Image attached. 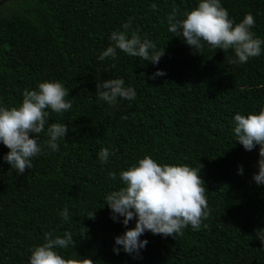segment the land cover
<instances>
[{
	"label": "trees",
	"instance_id": "obj_1",
	"mask_svg": "<svg viewBox=\"0 0 264 264\" xmlns=\"http://www.w3.org/2000/svg\"><path fill=\"white\" fill-rule=\"evenodd\" d=\"M198 3L0 0V106L19 107L24 90H37L44 81L62 83L72 102L67 112L49 110L45 129L64 123L69 131L57 142L58 151L44 144L46 131L40 134L42 152L32 158V169L12 170L3 160L9 149L0 143V264H29L46 232H71L76 247L60 254L90 257L95 264H264V244L256 235L264 229V185L253 180L259 145L246 151L233 132L237 112L264 108V45L259 57L243 64L232 63L234 50L207 44L193 54L168 31L167 17L176 9L184 19ZM221 4L235 23L252 14L251 30L264 40V0ZM129 22V36L136 32L157 50L164 48L158 64L119 49L115 60L98 59L112 43L110 34ZM157 70L165 75L150 79ZM111 78H122L136 98H118L115 106L99 100L97 83ZM103 148L113 153L104 164L98 156ZM146 155L161 165L201 167L208 227L189 226L177 238L146 232L140 239L149 243L139 256L122 247L115 254L114 238L126 228L110 218L105 197L124 186L119 173ZM66 207L67 222L60 215ZM91 212L95 218H86ZM133 227L135 220L127 225Z\"/></svg>",
	"mask_w": 264,
	"mask_h": 264
},
{
	"label": "clouds",
	"instance_id": "obj_2",
	"mask_svg": "<svg viewBox=\"0 0 264 264\" xmlns=\"http://www.w3.org/2000/svg\"><path fill=\"white\" fill-rule=\"evenodd\" d=\"M156 7L152 5L153 10ZM184 16L186 18L178 19L177 11L173 9L167 17L168 31L180 37L193 54L200 55L207 44L215 50H234V64L247 63L261 55L264 40L256 37L251 30L255 26L252 14H246L239 23H235L221 0H199L198 6L184 13ZM122 27L123 31L115 30L110 34L112 43L98 59L115 60L119 49L129 57L158 64L164 55V48L157 50L155 43L142 39L136 32L129 36L131 22ZM163 75V71L157 70L150 79ZM67 96L69 90L59 81H44L38 84L37 90H24L19 107L0 106V143L9 149L3 160L17 174L33 168L32 158L42 152L39 141L41 133L46 131L44 144L49 149L59 150L57 142L66 138L68 126L64 123H52L47 129L45 126L49 110L60 114L72 108V102L65 99ZM96 96L109 106H115L118 98L134 100L136 91L126 87L122 78H111L97 83ZM234 122L235 140L246 151H252L259 145L258 172L253 174V180L257 185H264V108L259 113L247 115L237 112ZM112 154L108 148L101 149L98 154L100 162L106 163ZM200 169L188 165H161L146 155L128 170L121 171L119 179L124 186L107 194L104 204L110 209V218L126 228L122 235L114 238L113 252L119 254L122 247L125 253L139 256L149 243L146 239H140L146 232L177 238L189 226L193 230L207 228L208 225L203 222L210 217L211 210ZM238 174H243L242 166L238 168ZM109 177L116 180L117 174L111 172ZM60 215L65 222L69 220L67 207ZM86 218L94 219L95 212L89 213ZM132 220H135V227L127 228ZM256 235L264 244V229H258ZM70 246L76 247L71 232H65L63 236L46 232L44 243L31 250L29 264H95L90 257L75 259L60 254L59 250H67Z\"/></svg>",
	"mask_w": 264,
	"mask_h": 264
}]
</instances>
